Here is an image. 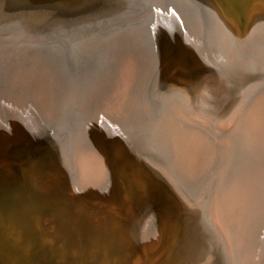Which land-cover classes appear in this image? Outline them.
<instances>
[{"label":"bare ground","instance_id":"bare-ground-1","mask_svg":"<svg viewBox=\"0 0 264 264\" xmlns=\"http://www.w3.org/2000/svg\"><path fill=\"white\" fill-rule=\"evenodd\" d=\"M2 17L0 160L14 169L9 184L21 188L6 201L31 196L28 166L47 172L53 163L36 159L59 154L50 201L40 194L34 203L22 199L5 224L15 221L23 236L18 212L57 220L55 211L73 204L87 222L121 230L130 264H149L164 228L133 205L126 212L115 206L110 171L117 158L148 156L152 190L161 184L177 208L205 212L213 236L199 245L202 264H264V24H250L247 39L238 40L242 30L234 31L236 21L219 0H0ZM176 60L236 86L257 72L236 101L244 104L232 129L214 134L161 91ZM204 187L211 198L190 206ZM92 197H101L99 205L89 204ZM134 239L143 241L140 252Z\"/></svg>","mask_w":264,"mask_h":264},{"label":"rangeland","instance_id":"rangeland-1","mask_svg":"<svg viewBox=\"0 0 264 264\" xmlns=\"http://www.w3.org/2000/svg\"><path fill=\"white\" fill-rule=\"evenodd\" d=\"M219 1L222 6L229 10V13L235 19L236 24L233 26L236 27L234 31L237 29L238 32L239 30L241 32L242 30L241 33L239 32L242 36L238 40L245 41L247 39L246 34L248 30L246 29L250 27V24L255 26L264 24V0H257L256 2H258L259 5L253 8L251 13L248 12V10H250L248 7L254 0ZM5 19L6 18L3 17L0 18V25L4 23ZM173 64L168 68L161 79V91L165 94L169 93L168 95H173L176 104L184 114L192 120L200 122L214 134L222 135L226 131L232 129L237 122L239 112L244 104H241L244 99V85H247L248 82L253 80H257V72L251 74L253 76L250 75L248 76L249 78H245L246 81L244 79V83L242 82L236 86L225 81L223 78L215 76L213 72L210 74L208 68H191L190 64L183 63L180 60L174 61ZM208 78L209 80H207ZM193 84H196L195 87ZM225 90L227 93H225ZM217 94L219 95L217 96ZM233 94H236V96ZM240 97H242V100ZM238 99H240L239 102L241 103H238L239 105L237 104L238 106H236V101ZM233 107H235V109ZM214 108L216 110H213ZM232 109L234 110L232 111ZM224 117H227L225 118V121L227 120L226 128L222 127L220 124V121L223 120ZM214 118L215 120H213ZM217 119H219V122ZM58 156L59 154L56 152L55 156L51 155V157L46 156V158L36 159L40 160L39 162H45L46 160V162L53 163V167L49 166L47 172L41 170L37 165L28 166V171L24 178L28 180L30 188L33 190L31 191L32 197L28 196L22 198L25 202L34 203L33 197H36V195L38 197V194H40L41 202L50 201L51 195L46 190L49 185L55 184V168H58L59 165L57 161L59 159ZM33 158H36V156L34 155ZM152 163H154V160L150 159L148 156L139 159H124L122 161L118 158L115 159L110 167V171L114 184L117 187L116 192L118 193L112 201L115 206L122 208L123 212H126L128 208L133 205L136 211L148 213L147 216L150 214L149 219L152 217L157 218L154 221H158L162 224L164 228V239L160 247L149 255L152 260L149 264H202L204 260V248L201 246L199 247V245L203 243L202 240L204 237L209 239V237L213 236L211 230L208 228L205 212L199 211L196 214H192L183 207L177 208V205H175L176 197L170 198L168 195L165 197V192L161 190V188L158 189L161 184H157L158 186L155 184V188L157 189L152 190V188H150L152 186L150 185L152 179L149 176V173H152ZM25 166H27V164H25ZM50 171L53 172L51 173ZM0 173H2L0 177V198H2L0 199V264H130V257L126 252L125 246L120 241V239H122L120 237L121 230L118 228V230L116 229V231L112 232L104 230V226L99 225L97 222H87V217L83 214L84 212L81 210L78 211L73 204L65 207L62 212L56 210L55 212L58 213L56 217L58 218L57 220H53L51 213L41 214L40 216L29 212V216L25 218L23 217L25 213L18 212L17 214L20 215L19 217L24 221L27 228L23 237L15 221L9 224L4 223L6 221L5 218L8 217L10 212L16 209L15 204L22 201V199L18 202L6 201L17 195L21 190L20 186H18L19 183L14 185L15 187L9 184L11 183L14 173V169L9 161L0 160ZM43 174L45 176H43ZM120 178L125 188H123L121 184L119 185ZM142 180L143 182H141ZM137 184L143 185V187L139 186L138 189ZM12 188L14 192L11 190ZM37 190L40 191V193H37ZM125 190L129 196L130 194H135L134 196L136 197L131 198V200L128 199ZM144 190L146 192L148 191V193ZM212 192V189L204 187L202 196L198 197L196 200L190 201L192 204L190 202L188 204L194 207L199 201H207L211 198ZM92 198L93 200H91V198L87 199V201L89 200V204L99 205L101 197ZM203 198L205 199L203 200ZM157 200L159 201L157 202ZM160 205H162V207ZM209 217L211 219L212 214ZM122 221L127 222L124 219H122ZM132 246L135 248L136 252H140L142 250L143 241L134 239V244H132ZM198 247L199 249H197ZM177 251L179 254L181 253V255H179ZM182 251L185 252L182 253Z\"/></svg>","mask_w":264,"mask_h":264},{"label":"water","instance_id":"water-1","mask_svg":"<svg viewBox=\"0 0 264 264\" xmlns=\"http://www.w3.org/2000/svg\"><path fill=\"white\" fill-rule=\"evenodd\" d=\"M73 169V168H72ZM74 170V169H73Z\"/></svg>","mask_w":264,"mask_h":264}]
</instances>
